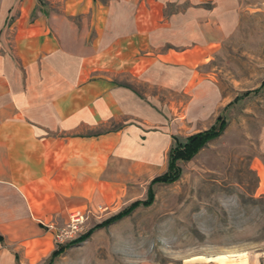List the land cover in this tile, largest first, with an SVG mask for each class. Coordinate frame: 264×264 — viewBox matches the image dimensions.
Wrapping results in <instances>:
<instances>
[{"label":"crops","instance_id":"crops-1","mask_svg":"<svg viewBox=\"0 0 264 264\" xmlns=\"http://www.w3.org/2000/svg\"><path fill=\"white\" fill-rule=\"evenodd\" d=\"M239 17L237 0H0V264H40L72 213L141 200L177 137L112 77L181 87ZM106 57L129 67L108 76ZM259 157L264 172V127Z\"/></svg>","mask_w":264,"mask_h":264},{"label":"rangeland","instance_id":"rangeland-1","mask_svg":"<svg viewBox=\"0 0 264 264\" xmlns=\"http://www.w3.org/2000/svg\"><path fill=\"white\" fill-rule=\"evenodd\" d=\"M237 2L236 28L201 51L204 61L189 63L196 66L181 87L149 88L132 81L128 73L112 77L149 100L166 117L170 133L178 140L209 129L220 114L227 122L223 133L191 161L179 164L178 181L153 187L150 207L138 208L129 217L94 231L86 241L67 248L53 264H244L246 260L264 264V174L260 171L264 172L259 157L264 87L223 111L264 81V0ZM80 20L76 16L73 21ZM95 37L93 29L88 31L83 46L91 55ZM110 59L106 57L108 76L129 67L113 59L110 63ZM96 61L91 67L100 59ZM166 62L174 66L172 59ZM147 179L140 178L133 186L132 198H145ZM129 201L124 198L81 212L80 234L124 209ZM68 223L69 219L53 226L54 249L59 246L55 232Z\"/></svg>","mask_w":264,"mask_h":264},{"label":"trees","instance_id":"trees-1","mask_svg":"<svg viewBox=\"0 0 264 264\" xmlns=\"http://www.w3.org/2000/svg\"><path fill=\"white\" fill-rule=\"evenodd\" d=\"M99 1L105 5L110 0ZM261 87H264V81L258 89H254L252 92H245L242 96L233 100L226 107L232 103L238 102L242 98H245L250 93H257ZM226 125V119L220 114L216 117L213 125H211L209 129L192 134L186 137L183 141H180L174 137L173 144L168 152L167 169L162 175L151 180L148 185L146 197L143 200H138L131 203L115 215L93 226L77 239L64 245H59L54 251L51 252L45 264H53V261L58 258L67 248L86 241L94 231L106 228L126 217H129L138 208L150 207L153 204L155 198L153 187L156 185H169L178 181L182 174L179 164L192 160L195 155H197L199 151L202 150L210 141L219 137L223 133Z\"/></svg>","mask_w":264,"mask_h":264},{"label":"built area","instance_id":"built-area-1","mask_svg":"<svg viewBox=\"0 0 264 264\" xmlns=\"http://www.w3.org/2000/svg\"><path fill=\"white\" fill-rule=\"evenodd\" d=\"M83 220V215L79 212L72 213L69 218V223L62 229L55 232L54 240L58 245H63L65 242H70L81 236L80 224ZM80 234V235H79Z\"/></svg>","mask_w":264,"mask_h":264}]
</instances>
